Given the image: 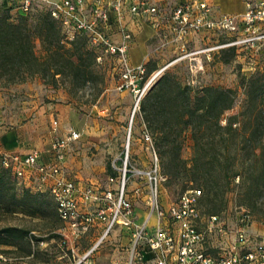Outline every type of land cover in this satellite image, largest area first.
<instances>
[{
  "label": "rangeland",
  "instance_id": "1",
  "mask_svg": "<svg viewBox=\"0 0 264 264\" xmlns=\"http://www.w3.org/2000/svg\"><path fill=\"white\" fill-rule=\"evenodd\" d=\"M213 4L220 13H239L245 9L244 0H213ZM40 9V4L36 3L30 11L34 12L32 16ZM111 24L110 34H113L111 31L118 33L117 23ZM240 31L241 28L193 33L184 38L183 45L176 42L162 44L160 38L150 40L148 43L152 49L144 61L147 72L139 83V94L129 88H118L120 65L114 56L102 53L99 58H93L85 48H81L88 65L85 73L66 68L65 72L54 75L35 73L24 79L0 76V129L20 121L35 122L30 100L37 96L46 103L60 102L63 108L55 111L62 124L81 132L71 149L73 171L79 173L83 182L92 180L100 188H111L117 194L121 190L125 169L124 193L133 204L136 221L141 222L148 210L150 172L155 170L158 174V193L163 206H168L185 188L200 185V180L191 166L194 142L191 128L181 127L177 139H173L176 127L170 125L177 121L180 106L170 103L166 108L148 114L140 107L139 100L162 74L170 79L172 89L177 83L196 90L205 85L230 87L234 89V102L221 117V122H225L226 114L240 109L246 96V81L264 68V44L248 49L236 46L233 51L219 45L239 35ZM62 41L69 45L64 36ZM34 49L38 55L43 54L38 38ZM147 53V42L139 36L130 48L131 62L143 60ZM75 54L72 55L74 58ZM178 94L182 95L179 91ZM48 111L39 123L36 120L44 130L52 123ZM230 147L233 149V144ZM224 174L220 171L211 177L223 179ZM23 188V181L18 179L15 183L17 196H21ZM35 202L37 210L34 213L22 206L13 211H0V264H70L69 250L58 244L56 230L59 220L52 197L44 191L38 194ZM236 205L246 206L252 214L250 231L264 232V197L254 207L246 205L239 199L237 186L232 184L224 193L218 210L231 213ZM212 206L206 196H201L202 210H214ZM9 226L28 229L29 233L4 229ZM123 230L126 232L116 225L101 240H98L100 234L84 235L78 248L81 250L97 242L92 252L96 262L124 263L129 251L128 237L123 235ZM41 237L46 238L43 243L36 241ZM149 257L150 254L146 253L144 258Z\"/></svg>",
  "mask_w": 264,
  "mask_h": 264
},
{
  "label": "built area",
  "instance_id": "2",
  "mask_svg": "<svg viewBox=\"0 0 264 264\" xmlns=\"http://www.w3.org/2000/svg\"><path fill=\"white\" fill-rule=\"evenodd\" d=\"M244 2L245 9L239 13H217L211 0H177L170 8L149 0H18V6L28 12L36 3L47 8L59 20L66 41L83 31L97 58L104 53L118 60V88H129L139 94V83L147 68L144 61L135 65L128 61L131 32L124 22L125 12L145 14L162 44L183 45L184 38L193 33L241 28L239 35L219 45L257 48L264 44V0ZM112 12L119 39L109 32ZM57 125L54 118L52 130ZM80 136V130L72 126L56 135L49 144L51 158L47 161H38L37 150L0 153V163L11 169L17 181L47 191L52 197L60 220L56 230L60 235L58 244L69 250L70 264H116L93 259L97 242L83 250L78 248L80 238L99 222L104 226L98 240L116 225L126 229L122 233L128 237L129 253L121 264H264V232L249 230L252 214L246 206L236 205L231 213L206 212L200 207L202 189L197 186L185 188L168 206H163L154 170L149 173L148 210L144 219L137 222L123 181L117 194L111 188L78 186L64 159L69 145ZM146 253L149 258H144Z\"/></svg>",
  "mask_w": 264,
  "mask_h": 264
},
{
  "label": "trees",
  "instance_id": "3",
  "mask_svg": "<svg viewBox=\"0 0 264 264\" xmlns=\"http://www.w3.org/2000/svg\"><path fill=\"white\" fill-rule=\"evenodd\" d=\"M33 13L20 8L18 0L0 3V76L24 79L35 73L54 75L65 72L66 68L75 73L88 71L81 48L93 58L96 51L88 44L84 32H77L68 45L62 41L59 20L47 8L41 6L34 16ZM14 15L16 17L12 19ZM36 38L42 43V55L34 49ZM226 48L233 51L235 46ZM74 52L77 53L75 58L72 56ZM171 85L166 74H162L139 100L140 107L152 114L170 103L180 106L177 121L170 127H176L175 136L181 127L191 128L194 141L191 166L198 173L200 185L197 187L202 189V196L213 205L214 210L208 212H220L223 195L232 184L237 186L242 203L256 206L264 197V68L246 81V96L240 109L226 114L225 122H221V117L233 106V88L205 85L196 90L177 83L172 89ZM173 139L176 140L177 136ZM109 168L114 173L111 165ZM220 171L225 172L223 179L211 177ZM14 182L17 183V179L11 169L0 163V211H13L22 206L34 213L37 210L35 199L44 190L24 186L21 196H17ZM57 218L59 220L58 215ZM59 224L60 220L57 227ZM4 229L10 232L19 228L9 226ZM19 231L29 233L24 228ZM57 235L60 238L58 232ZM45 239L36 238V241Z\"/></svg>",
  "mask_w": 264,
  "mask_h": 264
},
{
  "label": "crops",
  "instance_id": "4",
  "mask_svg": "<svg viewBox=\"0 0 264 264\" xmlns=\"http://www.w3.org/2000/svg\"><path fill=\"white\" fill-rule=\"evenodd\" d=\"M131 1L133 0H127V2H131ZM149 1L158 3L163 8H168V5L170 6L174 4L177 0H149ZM211 1L213 3V0ZM110 21L116 22L114 19L113 12L110 14ZM124 22L127 28L131 32V37L128 41V49H127V56L129 63L135 65L142 61L146 62L147 61L146 59L148 58V54L152 49L148 42L150 40H154L155 38H159L157 30L150 23V21L147 19V16L145 14L134 15L129 11H127L125 12ZM111 26L112 24H109L108 28L110 29ZM111 33H113L112 35L115 39L120 38L119 33H115L114 31H111ZM139 36H142L146 40L148 46V53L143 60L136 63H132L130 48L136 43V40ZM30 103L33 104L32 109L34 110V114H35V122L20 121L15 125L0 129V153L3 151H17L24 154L32 150H37L38 161H47L51 158L50 153L48 151L50 142L56 135H61L66 130L65 125L62 124L61 118L58 115L59 113L55 111L58 108L62 109L63 105L60 102H54V101L50 103H46L38 96L34 99H31ZM47 109L49 110L48 112L51 120L53 121V119L55 118L58 121L57 129L55 131L52 130V123L51 126L46 128V130H44L42 126H38V124L36 123V120H38L39 123V121L45 116V111ZM75 142L76 140L73 141L67 148L64 159L65 160L64 163L67 169L70 171L69 175L75 179L76 184L78 186L82 187L86 185H93L95 188H100L98 184L96 185L95 184L96 182L92 180L88 182L87 181L83 182L79 173L74 172L72 167L70 166L71 149L72 146L74 145L73 143ZM43 143H47L46 144L47 146L44 147ZM103 226L104 224L102 222H99L97 224V227L93 228L87 235L89 234L99 235Z\"/></svg>",
  "mask_w": 264,
  "mask_h": 264
},
{
  "label": "water",
  "instance_id": "5",
  "mask_svg": "<svg viewBox=\"0 0 264 264\" xmlns=\"http://www.w3.org/2000/svg\"><path fill=\"white\" fill-rule=\"evenodd\" d=\"M132 115H133V113L131 114V117H130L129 130H130V124H131V121H132ZM128 139H129V135L127 137V144H128ZM124 178H125V172H123V182H124Z\"/></svg>",
  "mask_w": 264,
  "mask_h": 264
}]
</instances>
